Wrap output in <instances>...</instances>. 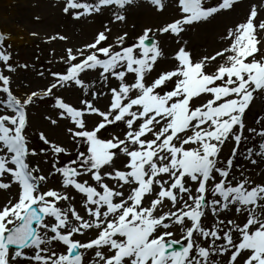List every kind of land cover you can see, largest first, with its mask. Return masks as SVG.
I'll list each match as a JSON object with an SVG mask.
<instances>
[{
  "label": "snow or ice",
  "instance_id": "snow-or-ice-1",
  "mask_svg": "<svg viewBox=\"0 0 264 264\" xmlns=\"http://www.w3.org/2000/svg\"><path fill=\"white\" fill-rule=\"evenodd\" d=\"M137 4L56 0L98 21L53 53L57 70L15 62L0 33V264H264V112L247 123L264 101V2L219 24L241 0H145L171 16L142 28ZM209 26L220 46L194 57L185 37ZM28 69L38 89L14 80Z\"/></svg>",
  "mask_w": 264,
  "mask_h": 264
},
{
  "label": "rangeland",
  "instance_id": "rangeland-1",
  "mask_svg": "<svg viewBox=\"0 0 264 264\" xmlns=\"http://www.w3.org/2000/svg\"><path fill=\"white\" fill-rule=\"evenodd\" d=\"M55 2L56 0H0V33L10 35L11 39L8 43L12 44L11 51L15 62L35 65L37 69L52 67L53 70H57L59 65L48 64V61L53 58V53L58 58L65 46L79 45L91 39L93 32L98 27V21L76 23L66 20L57 8L51 6ZM167 2L170 5L171 0H167ZM260 2H264V0H241L237 12L232 17L221 18L217 23L223 24L242 18L250 3ZM144 4L145 0H138L137 6L130 10V24L135 23L138 28H142L146 25L161 24L171 16L170 7L163 14H153L143 6ZM36 15L41 17L39 22L34 20ZM210 28L213 30H209ZM31 32H37L39 36L32 37L29 35ZM56 33L68 36V41L45 42L48 36ZM185 38L189 40V49L194 57L212 54L220 46L217 30L213 26L190 31ZM173 47H175L173 42H167L164 47L165 54L167 55ZM167 63L169 62L160 61L161 66H165ZM14 80L20 87L27 84L34 89H38L45 83L41 78L35 76L32 69L18 70ZM262 105H264V101L258 97L254 102V107L247 114V123L252 124L255 116L264 112ZM44 111L43 104L33 109L31 119L35 125H41ZM228 151L229 149L225 148V152ZM2 195L3 193H0V200L3 199Z\"/></svg>",
  "mask_w": 264,
  "mask_h": 264
},
{
  "label": "bare ground",
  "instance_id": "bare-ground-1",
  "mask_svg": "<svg viewBox=\"0 0 264 264\" xmlns=\"http://www.w3.org/2000/svg\"><path fill=\"white\" fill-rule=\"evenodd\" d=\"M209 30H213L212 28H210ZM2 198H4V194L2 195Z\"/></svg>",
  "mask_w": 264,
  "mask_h": 264
}]
</instances>
